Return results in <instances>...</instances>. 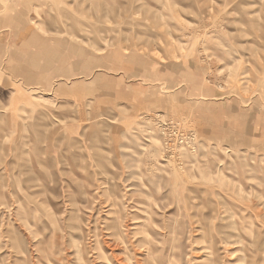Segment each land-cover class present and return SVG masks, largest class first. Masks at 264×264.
<instances>
[{"label": "rangeland", "instance_id": "1", "mask_svg": "<svg viewBox=\"0 0 264 264\" xmlns=\"http://www.w3.org/2000/svg\"><path fill=\"white\" fill-rule=\"evenodd\" d=\"M168 263L264 264V0H0V264Z\"/></svg>", "mask_w": 264, "mask_h": 264}, {"label": "crops", "instance_id": "2", "mask_svg": "<svg viewBox=\"0 0 264 264\" xmlns=\"http://www.w3.org/2000/svg\"><path fill=\"white\" fill-rule=\"evenodd\" d=\"M61 44H63V42H61ZM110 60L113 61V59H111V57H110ZM114 60L117 61V59H114ZM176 66H177L176 64H173L172 66H165L164 65L163 66V69H162V74H163L164 77H165V75L167 73H170L172 71V79L167 82V85L166 86L168 88H170V89H175V90H173L175 92H176V83L178 81V78H177V75H176L177 74V71H176V74L173 73V72H175V67ZM145 69L146 68L141 67V69L139 71V73L142 75L141 76V82H140V85L136 86L137 88H139V91H140L139 93H141L142 95L146 93V89H148V87H149L148 86V78H147V76L149 74V71L148 70H145ZM185 70L186 71H189V70H191V67H189V68H187ZM128 73H130V72H128ZM161 77L162 76H161V72H160V73H158V80L161 81ZM94 79L99 80V81H106L107 82V84H106L107 87L105 86V89L108 90L109 94H112L113 93L114 89L112 87L116 83L115 82L116 77L114 75H112L111 73L100 72V74L97 75V76H95ZM162 81H164V78L162 79ZM181 88H184L182 90L184 92L187 89L186 87H182V86H181ZM201 89H202V92L211 91V92L214 93V95L211 96V98H212L211 100H214L215 97H220V95L218 94V92L215 89L208 88V86H206L204 83H203ZM175 92H173V93H175ZM206 94H208V93H206ZM207 98H208V96H207ZM233 103H234V101L223 102V103L215 102L214 104H216L217 107H221L223 109L226 108V110H228L227 111V114H226V117H227V119L228 118L230 119L229 120V124H231V123H237V127L238 128H240L242 125L249 126V123H250V120H251L250 118L248 119V121H247V119H245V122H244V115H242V114H235L234 115V113H235L234 110L235 109H231V107H230ZM128 107H130V106L128 105ZM220 114H222V115H220ZM223 116H224V113H220V112L210 113L209 112V114L206 113V115H205L206 119L205 120H208V121L211 120L212 121L211 123H214V121H217L220 117H223ZM239 117H240V119H239ZM105 124L106 123H103L104 126H106ZM213 126H216V125L214 124ZM110 128L111 127H109V131L111 132ZM39 139L41 140V138H39ZM47 150L48 151L49 150L50 151H55V150H57V148L54 147L53 144H50L47 147Z\"/></svg>", "mask_w": 264, "mask_h": 264}, {"label": "bare ground", "instance_id": "3", "mask_svg": "<svg viewBox=\"0 0 264 264\" xmlns=\"http://www.w3.org/2000/svg\"><path fill=\"white\" fill-rule=\"evenodd\" d=\"M137 4V3H136ZM93 138V137H92ZM95 138V137H94ZM96 140L95 141H97V140H99V138L97 139V138H95ZM94 140V139H93ZM169 264V263H168Z\"/></svg>", "mask_w": 264, "mask_h": 264}]
</instances>
